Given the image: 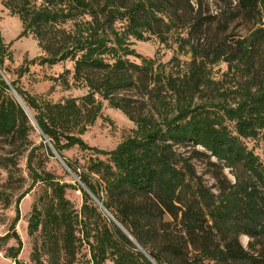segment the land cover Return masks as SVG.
<instances>
[{"label": "trees", "instance_id": "1", "mask_svg": "<svg viewBox=\"0 0 264 264\" xmlns=\"http://www.w3.org/2000/svg\"><path fill=\"white\" fill-rule=\"evenodd\" d=\"M204 1L45 0L29 8L28 1L21 0L16 11L23 26L20 35L31 33L36 38L45 53L39 62L72 59L73 77L85 80L89 91L79 99L40 104L15 81L11 85L25 106L35 111L37 126L58 153L77 145L107 156L89 158L80 172L66 163L155 263L200 264L206 259L213 264H264V162L244 142L259 138L264 154V0H236V7L258 25L234 44L218 38L210 42V15L202 11ZM84 14L90 18L76 22ZM117 19L126 22L121 32L113 28ZM71 20L76 24L73 30L61 27ZM172 29L186 30L185 37H178L190 45L191 57L182 72H156L152 60L142 58L138 64L119 54L133 53L126 42L129 37L144 40L145 32ZM7 46L0 34V69ZM104 54H110L112 62L105 61ZM220 59L230 69L235 60L242 64L245 78L235 89L224 88L208 75V64ZM127 88L142 96L138 106L113 98ZM8 89L0 74V144L25 141L31 128L23 108L5 92ZM96 93L136 125L131 136L110 150L89 146L80 136L100 110ZM180 145H191L192 155L209 159L216 191L203 183L190 158L178 150ZM16 157L0 158V169L7 171L6 184L14 179ZM30 163L31 157L32 183L16 197L15 216L0 242L14 238L17 245L8 247L6 254L15 264H26L17 259L22 246L15 230L18 204L32 185L47 182L50 202L42 211L33 207L28 233L42 229L49 243V264H74L81 238L75 233L77 216L65 196L69 184ZM78 188L84 196L81 212L96 211L88 203L92 197ZM4 196L3 206L9 204L8 195ZM109 224L116 238L104 225L99 240L91 245L92 264H104L109 255L112 264H153L113 220ZM240 235L248 236L246 247ZM60 253L65 256L62 261ZM32 255L36 264H42L36 250Z\"/></svg>", "mask_w": 264, "mask_h": 264}, {"label": "rangeland", "instance_id": "2", "mask_svg": "<svg viewBox=\"0 0 264 264\" xmlns=\"http://www.w3.org/2000/svg\"><path fill=\"white\" fill-rule=\"evenodd\" d=\"M27 1V7L33 8L43 4L45 0ZM18 4H22L21 0H0V34L3 42L8 45L2 69H0L1 76L9 85V89L5 92L17 101L19 95L17 96L14 86L11 85V81H15L17 86L33 95L40 104L63 102L67 98L79 99L85 95L89 89L85 80L73 77L74 62L72 59L67 58L55 64L39 62L38 58L44 56L45 53L31 33L20 35L23 26L16 12ZM202 11L204 14L210 15V42L218 38V40L225 41L228 44H234L235 40L247 35L258 25L254 18L236 7V0H226L225 2L206 0L202 4ZM89 18L87 14H84L77 17L76 22L85 21ZM125 24L126 22L123 19H117L113 24V28L117 32H121ZM74 26H76L75 21L71 20L62 24L61 27L66 31H70L73 30ZM161 30L163 28H160ZM178 36L185 37L186 30L172 29L170 32H145L144 40H137L134 37L127 39L128 48L133 50L132 54L123 55L122 52H119V54L138 64L142 63V58L152 60L156 72H182L190 60L191 53L190 45L181 42ZM180 43L182 47H180ZM102 57L105 61L112 62L113 58L110 54H104ZM34 59L36 61L32 62ZM233 63L231 69L223 59L210 63L208 64V75L211 79L218 81L224 88L235 89L238 83L245 78V71L241 63L236 60ZM20 69L23 71L21 75H19ZM65 70H69V72L66 73ZM95 98L101 102L100 110L94 122L87 125L80 136L89 146L110 150L119 142L131 136L136 129V125L121 109L112 106L108 99H104L98 93L95 94ZM113 98L131 100V103L136 106L139 105L137 102L142 100V96L138 91L130 88L115 92ZM27 111L32 119L28 117L31 128L26 140L17 139L14 143L0 144V158L10 154L17 155V165L13 170L15 175L11 183L6 184L7 171L0 169V236L8 231L9 225L15 216L16 197L28 189L32 183L28 167V159L31 157L30 164L37 171L50 172L58 181L69 184L65 188V196L74 210V216H77V223H74L75 233L81 238V243H77L74 264H92L91 245H95L99 240L104 225H107L112 236L116 238V234L109 224V220H113V215L104 210L93 198L92 202L88 201V203L90 206H96V211L85 214L81 212V206L84 202L83 193L78 188L81 185L76 180L78 175L72 172L66 161L71 162L80 172L86 166L89 158L106 159L107 156L95 153L91 149H81L77 145L63 149L61 153H58L37 126L33 117L35 111L28 108ZM244 142L264 162V154L259 138H247ZM177 148L184 156L190 158V162L196 173L202 178L203 183L216 191L215 186L217 183L213 177V167L208 163L209 159L202 155H192L194 147L191 145H180ZM196 148L203 150L200 146ZM223 173L229 180H233L228 168H224ZM50 193L51 189L47 182H37L19 201L20 217L15 225V230L22 242L21 250L17 256L20 262L36 264L32 255L36 250L42 264H49V243L40 227L33 234L28 233V219L34 206L41 211L45 208L46 204L50 202ZM5 194L8 195L9 204L3 206ZM100 195L104 196V193L100 191ZM62 229L63 227L57 233L58 240ZM82 230L84 231L83 234ZM239 240L246 247L249 238L246 235H240ZM16 245L14 238L0 242V264H15L13 259L6 254V250L8 247ZM137 249L139 248L137 247ZM60 257H62L61 261L65 258L63 253H60ZM112 263V256L109 255L104 264ZM200 264L213 263L205 259Z\"/></svg>", "mask_w": 264, "mask_h": 264}, {"label": "water", "instance_id": "3", "mask_svg": "<svg viewBox=\"0 0 264 264\" xmlns=\"http://www.w3.org/2000/svg\"><path fill=\"white\" fill-rule=\"evenodd\" d=\"M16 92V91H15ZM17 94V93H16ZM18 96V94H17ZM18 103L20 104V106L23 108V110L25 111L26 115L28 117H31V115L29 114V112L27 111L26 106L24 105L23 101L20 99V97L18 96L17 98ZM52 147V146H51ZM55 153V151H54ZM77 182L81 185V187L94 199L98 202L99 205H101V202L97 200V198L88 190V188L80 181V179L78 177H76ZM113 221L117 224V226L124 232V234H126V236L132 241L134 242V244H136L138 247L139 245L134 241V239L131 237V235L116 221V219H114V217H112ZM140 248V247H139ZM141 249V248H140ZM142 250V249H141ZM143 251V250H142ZM145 253V251H143ZM146 254V253H145ZM147 255V254H146ZM148 256V255H147ZM148 258L153 262V264H157L155 263L149 256Z\"/></svg>", "mask_w": 264, "mask_h": 264}]
</instances>
